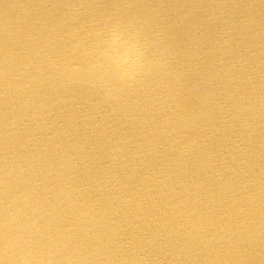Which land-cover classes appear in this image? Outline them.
I'll return each instance as SVG.
<instances>
[{
    "label": "bare ground",
    "instance_id": "obj_1",
    "mask_svg": "<svg viewBox=\"0 0 264 264\" xmlns=\"http://www.w3.org/2000/svg\"><path fill=\"white\" fill-rule=\"evenodd\" d=\"M0 264H264V0H0Z\"/></svg>",
    "mask_w": 264,
    "mask_h": 264
},
{
    "label": "clouds",
    "instance_id": "obj_2",
    "mask_svg": "<svg viewBox=\"0 0 264 264\" xmlns=\"http://www.w3.org/2000/svg\"><path fill=\"white\" fill-rule=\"evenodd\" d=\"M106 59L109 66L116 73L125 71L127 65L138 57V53L129 44L128 37L118 28L113 29L109 35ZM13 241L8 239V246L11 247Z\"/></svg>",
    "mask_w": 264,
    "mask_h": 264
}]
</instances>
